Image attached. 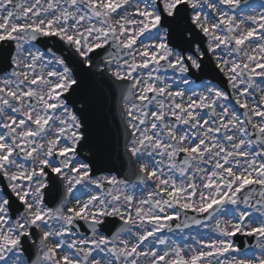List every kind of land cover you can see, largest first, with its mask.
<instances>
[{
    "label": "snow or ice",
    "instance_id": "6c2138e0",
    "mask_svg": "<svg viewBox=\"0 0 264 264\" xmlns=\"http://www.w3.org/2000/svg\"><path fill=\"white\" fill-rule=\"evenodd\" d=\"M0 264H264V0H0Z\"/></svg>",
    "mask_w": 264,
    "mask_h": 264
},
{
    "label": "water",
    "instance_id": "95a60500",
    "mask_svg": "<svg viewBox=\"0 0 264 264\" xmlns=\"http://www.w3.org/2000/svg\"><path fill=\"white\" fill-rule=\"evenodd\" d=\"M114 102L115 100L112 97H108L106 98V100L104 101L105 104V110L108 112L114 111ZM109 123L112 124V116L109 115ZM113 130L115 129V125L112 124Z\"/></svg>",
    "mask_w": 264,
    "mask_h": 264
}]
</instances>
